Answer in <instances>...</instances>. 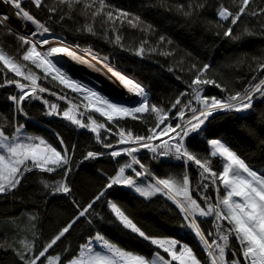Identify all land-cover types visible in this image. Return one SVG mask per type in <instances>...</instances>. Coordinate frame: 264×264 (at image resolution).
I'll use <instances>...</instances> for the list:
<instances>
[{"label": "snow or ice", "instance_id": "1", "mask_svg": "<svg viewBox=\"0 0 264 264\" xmlns=\"http://www.w3.org/2000/svg\"><path fill=\"white\" fill-rule=\"evenodd\" d=\"M79 0H60L71 8ZM234 10L221 4L216 11L218 17L217 35L233 43H241L245 36L253 33L245 28L237 34V29L243 23V18L264 17V7L254 10L253 0H232ZM15 10L17 18L22 19L27 25L29 22L35 26L34 31L27 35L17 33L11 28L12 17L8 13H0V29L14 35L23 49L22 62H17L12 57L0 52V61L3 69L14 74L0 80V87L14 86L18 89L16 94L8 96L14 108L15 127L13 134H6L0 129V195L6 196L16 190L27 174L39 171L43 174H57L61 179L54 184L44 182V188L49 189L48 196H60L67 199L73 209L71 217L62 227L57 229L49 239L40 245L18 253L17 264H264V172L246 162L226 142L218 137L212 121L219 115L229 113H244L253 109L257 95L264 98V62H259L256 69L261 76L253 75L248 85L240 91H230L217 79L211 77L212 65L193 61L189 69L191 79L177 76L185 80L187 87L176 95L167 106L152 103L149 92L134 77L127 75L115 68L110 63V58L99 55L91 50L88 55L92 61L100 64L104 74L112 82H118L127 93L134 94L135 99L113 100L99 91L96 85L77 80L66 70L61 63L62 58H68L78 65H95L78 54L79 46H68L60 41V46H52V41L44 38L43 34L51 32V28L41 23L39 19L23 6V0H0ZM29 3L38 11L47 8L45 0H29ZM204 5L201 4L200 7ZM92 8V4L85 6ZM104 0H99V8L92 11L93 18L99 17L103 26L109 22L115 29V22L123 25L138 27L143 22L139 16L116 10H106ZM52 14L49 20L55 23L53 16L57 9L47 8ZM183 15L192 17V11H184ZM133 17L129 19V17ZM63 19V17H60ZM151 28V26H148ZM262 34H264V20H260ZM88 32L93 29L89 27ZM121 36L116 35L115 43H120ZM161 44H172L166 36L160 35ZM147 44V41L144 42ZM142 44L137 51V56H143L145 46ZM48 46L46 50H39ZM170 54V53H169ZM42 71L43 76L37 75L28 65ZM239 62V61H238ZM27 68V71L24 69ZM97 71L101 69L97 68ZM3 75V73H0ZM19 78V79H17ZM50 78V79H49ZM114 78V79H113ZM57 82V87L70 90L86 101L84 107L105 118V122H98L89 117V123L77 118L72 104L67 110H60L57 104L49 105L47 116H60L70 121L80 129H89L96 134V140L101 141V130H105L103 147L111 149L107 154L113 159L123 155L130 157V161L122 164L112 175H106L105 181L86 202L81 203L75 198V191L71 182L72 167L74 163L75 145L71 148L65 143L60 134H55L58 145H54L46 138L27 135L25 125L19 124L21 115L27 117L24 103L29 99H41V94L50 93L58 95L60 100H67L64 93H56L43 86L38 81ZM23 81V82H22ZM252 81H256L252 83ZM207 86H214L221 92L228 93L224 97L207 95ZM203 93V94H202ZM155 116V123L147 128L143 134L134 133L131 129L118 122L131 118L140 119L145 114ZM238 119L241 117H237ZM112 125L116 128L106 127ZM111 136H118L117 145L114 147ZM200 143L210 146V157L201 156L195 149ZM150 152L153 161H159L158 168H163L170 161L178 162L173 167H180L182 172L178 175H166V178H157L152 171L142 163L137 153L141 150ZM105 155L104 152L88 150L80 157L84 164ZM211 158L222 161L221 169L214 170ZM119 163V161H117ZM139 167V170L137 167ZM195 168L199 182L191 186L189 169ZM126 169L131 174L126 175ZM103 175V173H102ZM138 178H142L138 182ZM152 180L147 187L144 181ZM124 186L134 190L142 198H151L161 194L170 201L177 210V217L182 221L181 226L193 231L194 236L205 252L201 258L195 250L178 238L159 237L149 234L127 213V210L118 203L117 193L112 190ZM215 193L209 195V189ZM195 193V195H193ZM47 198V197H45ZM198 218H211L213 228L205 231L201 228ZM37 219V217H33ZM87 225L86 236L75 250L65 248L64 255H52L50 250L63 243L78 225ZM105 224H115L126 231L135 240H142L152 248V259L144 254L134 253L110 243L104 234H101ZM235 241L234 244H230ZM226 249L231 253V259L226 258Z\"/></svg>", "mask_w": 264, "mask_h": 264}, {"label": "trees", "instance_id": "2", "mask_svg": "<svg viewBox=\"0 0 264 264\" xmlns=\"http://www.w3.org/2000/svg\"><path fill=\"white\" fill-rule=\"evenodd\" d=\"M45 3L47 8L57 9L53 16L55 23L49 20L52 14L47 8L38 11L29 0L23 1V6L41 23L50 27L58 37L84 48L90 47L97 53L109 57L115 68L134 77L146 87L152 103L167 107L176 95L186 89L185 80L176 77L191 79L189 69L193 61L211 64V77L232 92L243 90L253 75L257 78L261 76L256 69L259 62H264V34L260 27V20H264V17L243 18L237 34L245 28L253 34L245 36L239 44L217 35L220 31L217 26L219 23L217 8L224 4L230 7V10H234L232 0H104L105 5L110 6L106 10L113 11L114 15L116 10H123L133 16H139L143 22L132 28L128 26L126 20L123 25L117 20L115 29L111 22L102 26L99 17H92V11L99 8V0H79L71 8L66 3H60V0H45ZM88 4H92L93 7L86 8ZM201 4L204 6L200 7ZM259 7H264V0H253L252 8L256 10ZM184 11H192L193 16L183 15ZM131 18L133 17L130 16L129 19ZM89 27L93 29L92 32H88ZM116 35L121 36L118 45L115 43ZM160 35L169 38L172 44H161ZM145 41L147 44H144ZM142 44L145 46V52L143 56H137L136 53ZM0 51L17 62H22L23 49L16 37L7 29H0ZM23 63L30 65L29 62ZM34 69L36 74L43 76L41 70ZM0 73H3L0 80L14 76L3 69L1 63ZM41 82L57 92L73 97L69 90L63 89L62 86L57 87V82L49 83L43 80ZM17 92L18 89L14 86L0 87V129L6 130V134L9 135L14 132L15 117L8 96ZM205 92L207 95L220 97L228 94L214 86H207ZM44 100H48L49 105L58 101L46 93L41 94V99L27 100L23 106L27 117L21 115L18 123L24 124L29 131L42 134L54 145H58L55 135L57 133L70 148L75 145L70 179L75 198L81 203L86 202L104 183L106 175L114 174L131 158L122 154V157L113 159L107 154L111 149L103 147L104 129L101 130V141L98 142L95 133L71 124L62 117V114L47 116L49 105L44 104ZM138 115H140L138 120L126 118L118 123L126 130L131 129L134 133L143 134L155 123V116L148 113ZM212 125L223 142L230 145L251 166L264 172V98L257 95L253 109L239 114L219 115L212 121ZM106 127L116 131L112 125ZM117 140L118 136H111L114 147L122 148L123 145H117ZM88 150L104 152L105 155L81 164L80 157ZM195 150L201 156L210 157V146L205 143L198 144ZM151 155L143 149L137 153L138 158L156 177L166 178V175H178L182 172L180 167H173L178 163L174 160L165 164L163 168H158L160 162L153 161ZM211 159L214 170H222V161L219 158ZM189 176L191 186H195L200 178L194 167L189 169ZM59 179L61 177L57 174L35 171L27 174L16 190L6 196L0 195V264H17L18 253L26 251L23 243L25 237L31 241L30 248L35 246L39 249L40 245L71 217L73 209L67 199L48 196L50 190L44 188V182L54 184ZM112 191L117 193L114 199L146 232L159 237L178 238L190 245L201 258L204 257L205 252L201 250L193 231L181 226L182 221L177 217L175 206L161 194L142 198L124 186L116 187ZM209 195L213 196L212 202L215 203V193L211 188ZM34 216L37 219H33ZM198 222L206 234L213 228L211 218H198ZM87 231V225H78L71 235L63 243L54 246L50 253L63 256L65 248L75 250L83 242L81 237L86 236ZM101 234L124 250L144 254L148 259L152 257L150 245L130 237L118 225L105 224ZM234 243L235 241L230 240V244ZM226 258L231 259V253L227 249Z\"/></svg>", "mask_w": 264, "mask_h": 264}, {"label": "rangeland", "instance_id": "3", "mask_svg": "<svg viewBox=\"0 0 264 264\" xmlns=\"http://www.w3.org/2000/svg\"><path fill=\"white\" fill-rule=\"evenodd\" d=\"M23 1H25V0H23ZM5 12L8 13L12 17L9 26L11 28H13L17 33L22 34V35H27L28 33L36 30L35 26L32 25L30 22L27 25H25V23L22 19L17 18L15 15V10L12 7L8 6L7 4L0 3V13H5ZM43 37L48 38L50 41H52V46H60V41H63L64 44H66L68 46H79L77 44H73L71 42H68V41L58 37L52 31L48 34H43ZM47 47L48 46H43L39 50H41V51L46 50ZM89 50L97 53L96 51L92 50L90 47L84 48V47L79 46L78 54L83 55L86 59H89L90 62L95 65L94 68L89 67L93 71V73H89L83 69L82 66H87V65H78V64L70 61L68 58H62L61 63L64 65L66 70L70 69V74L74 78H76L77 80L86 82V83L96 85L98 87L99 91H101L106 96L111 97L113 100H118V99H124L125 101L134 100L135 99L134 94L127 93L126 89H124L121 85H119L118 82H112L108 79V77L104 74V70L101 67V65L96 63L95 61L91 60V57L88 55ZM97 54H99V53H97ZM99 55H101V54H99ZM102 56H104V55H102ZM0 63L3 65L2 61H0ZM28 67H30L31 70L36 73V70L34 69L35 67L33 68L31 65H28ZM97 68H99L101 70L97 71L96 70ZM24 70L27 71V68H25ZM37 75H40V74H37ZM17 79H19V78H17ZM38 83H41L43 86H45L41 81H38ZM45 87H47V86H45ZM51 90L60 94V92H57L53 89H51ZM69 92H70V90H69ZM46 94H50V93L46 92ZM70 94L73 97L67 95L68 96L67 100H60L58 98V95H52L56 100L59 101V102L55 101V102H53V104H57L60 110H67L71 106L69 104V100H70L72 102V104L77 105V107L75 108V113L77 115V118L81 119L82 122H86V121L90 122L89 121L90 116L92 119H96L98 122H104L105 121V118L100 117L99 114L92 112L90 109H86L84 107V104L86 103V101H83L82 98L77 96V94H73L71 92H70ZM25 133L27 135L39 136L41 138H45L40 133H36V132H32V131L27 130L26 127H25ZM122 147H124V145ZM0 151H3V149H0ZM135 167H137V169L139 170L138 166H135ZM125 174L126 175L131 174L130 170L126 169ZM140 179H142V178H138V182ZM153 182L154 181H152V180L144 181L143 186L147 187V185L149 183H153ZM167 238H173V237H167ZM23 243L25 245V250L30 248L31 241H29L26 237L24 238ZM110 243H112V242H110ZM149 259H152V257ZM157 264H159L158 261H157Z\"/></svg>", "mask_w": 264, "mask_h": 264}, {"label": "bare ground", "instance_id": "4", "mask_svg": "<svg viewBox=\"0 0 264 264\" xmlns=\"http://www.w3.org/2000/svg\"><path fill=\"white\" fill-rule=\"evenodd\" d=\"M82 67H83V69L86 70L87 72H89V73H93V71H92L89 67H87V66H82Z\"/></svg>", "mask_w": 264, "mask_h": 264}, {"label": "crops", "instance_id": "5", "mask_svg": "<svg viewBox=\"0 0 264 264\" xmlns=\"http://www.w3.org/2000/svg\"><path fill=\"white\" fill-rule=\"evenodd\" d=\"M223 142V141H222Z\"/></svg>", "mask_w": 264, "mask_h": 264}]
</instances>
